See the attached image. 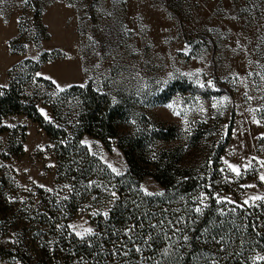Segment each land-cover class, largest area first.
<instances>
[{"label": "rangeland", "instance_id": "374dc122", "mask_svg": "<svg viewBox=\"0 0 264 264\" xmlns=\"http://www.w3.org/2000/svg\"><path fill=\"white\" fill-rule=\"evenodd\" d=\"M10 92L42 121L0 113V264H51L34 260L50 238L78 264H177L173 242L144 246L170 214L176 225L209 214L195 264H264V0H0V96ZM93 95L118 136L72 148ZM125 153L141 155L138 186ZM85 154L89 188L73 178ZM166 167L167 188L153 177ZM119 194L143 215L131 233L118 213L109 224Z\"/></svg>", "mask_w": 264, "mask_h": 264}, {"label": "trees", "instance_id": "16d2710c", "mask_svg": "<svg viewBox=\"0 0 264 264\" xmlns=\"http://www.w3.org/2000/svg\"><path fill=\"white\" fill-rule=\"evenodd\" d=\"M33 112H35V115L29 113L28 111L25 112L24 109L21 107L20 101L16 98V96L13 93H8L5 95L0 96V113L2 115H9V114H20V113H26L29 116H32L34 120L41 122L42 118L37 113L35 107L32 108ZM28 112V113H27ZM79 124L76 127L72 128L73 132V139H74V145L72 148H77L78 141L84 134H90L93 135L102 141L106 142L108 138H117L118 131H119V122H117V118L115 115V111L111 109L108 105H106L102 100H99L96 98L95 95L93 96H87L84 102V108L81 111V113L78 116ZM47 133L52 136L54 132L53 127H48L46 129ZM170 133H161L156 138L160 140H170L171 135ZM72 143H69V147ZM141 144L139 145V147ZM79 147V146H78ZM137 149V148H136ZM59 151L62 152L63 156L65 154L68 155L67 148L65 145H59ZM137 152V151H136ZM129 170H128V177H134L136 178V184L138 186V182L141 180L143 175L139 174L138 171L135 169V162L137 159L141 158L140 153L136 155H129L128 153H125ZM87 161H89V170L78 171L76 173L77 177H73L74 181L81 186L83 184L85 185V188H89V182H92L89 175L84 178L83 175L86 174L85 172L90 173V167H92L91 160L93 159L88 154H85ZM68 157L72 158L68 155ZM71 160V159H68ZM72 162V161H71ZM98 163L95 161L93 165ZM72 164H74L72 162ZM87 164V162H86ZM68 172H72L73 166L68 165ZM77 167L79 168V164H77ZM85 168V166L80 167ZM158 168V167H157ZM153 177L159 181L163 186H168L170 183L174 182L172 175L170 174V167H166L164 169L159 168L158 173L153 174ZM86 181L84 183L83 181ZM181 188L187 187L188 181H183L181 184ZM166 186V188H167ZM184 188V189H185ZM139 196H142V193L138 194ZM127 198L131 199V195H118V201L116 202V205L112 209L111 212V218L109 219V224L113 225V222H118L117 219H115L116 214L118 213L119 219L121 220V226L123 230L131 231L135 230L137 226V220L139 221V216L143 217V215H139L138 209L133 208L132 206H128V203L130 202ZM173 200V197L171 201ZM176 200V198H175ZM174 214H170L167 218H162L159 216V219L157 221V228H155V231L152 230L150 235V241L146 243L144 246L147 248V250L153 249L157 252L161 251L162 249H171L173 248L172 242L175 246L174 255L171 260L177 259V264H195V259L199 257L200 248L199 246L202 244L203 239L206 238L208 233L211 234L213 231L212 224H210V217L209 214L200 216V217H184L180 220V224L176 225L173 223L174 220ZM144 219V218H143ZM114 227V226H113ZM110 228V234L113 231ZM115 228V227H114ZM176 229V230H175ZM182 232L183 236L185 235L186 238L182 239L181 236L180 239L181 244L174 243V241L170 237V234L172 236H176L178 233L176 231ZM172 240V241H171ZM48 246L45 247L46 250L43 251V254L35 256L34 260L43 261L44 263H51V264H78L76 261H70L62 258L58 252V249L56 248V243L54 242L53 238H50L48 240ZM79 253L83 255V257L89 259H93L94 253L93 250L78 247ZM151 252V251H150ZM152 253V252H151ZM44 255L45 259L41 258ZM102 256V255H100ZM97 260V259H96ZM158 260L163 264V261L165 262V258L160 254L158 255ZM167 262V261H166ZM151 264V263H150Z\"/></svg>", "mask_w": 264, "mask_h": 264}, {"label": "snow or ice", "instance_id": "6c2138e0", "mask_svg": "<svg viewBox=\"0 0 264 264\" xmlns=\"http://www.w3.org/2000/svg\"><path fill=\"white\" fill-rule=\"evenodd\" d=\"M229 168H232V165H229ZM232 170L233 171H237L235 168H232ZM261 179L264 180V176H262ZM146 194L147 195H151V193H147V191H146ZM113 195H115V193H113ZM253 199H260V197H253ZM196 211L199 213V212H201V209L200 208H196ZM104 215L107 216V213H105ZM85 231L90 233L91 229H86Z\"/></svg>", "mask_w": 264, "mask_h": 264}]
</instances>
